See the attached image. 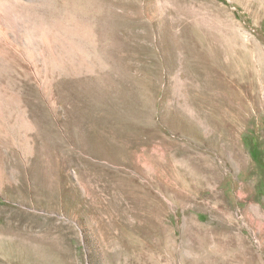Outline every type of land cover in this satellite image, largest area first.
<instances>
[{
    "label": "rangeland",
    "instance_id": "obj_1",
    "mask_svg": "<svg viewBox=\"0 0 264 264\" xmlns=\"http://www.w3.org/2000/svg\"><path fill=\"white\" fill-rule=\"evenodd\" d=\"M0 264H264V0H0Z\"/></svg>",
    "mask_w": 264,
    "mask_h": 264
},
{
    "label": "trees",
    "instance_id": "obj_2",
    "mask_svg": "<svg viewBox=\"0 0 264 264\" xmlns=\"http://www.w3.org/2000/svg\"><path fill=\"white\" fill-rule=\"evenodd\" d=\"M253 159L255 160V158H254V154H253Z\"/></svg>",
    "mask_w": 264,
    "mask_h": 264
}]
</instances>
